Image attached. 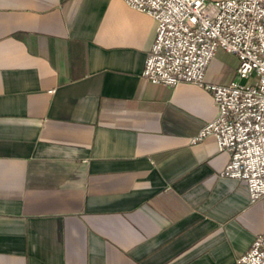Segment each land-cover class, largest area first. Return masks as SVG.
I'll return each mask as SVG.
<instances>
[{
    "label": "crops",
    "instance_id": "crops-1",
    "mask_svg": "<svg viewBox=\"0 0 264 264\" xmlns=\"http://www.w3.org/2000/svg\"><path fill=\"white\" fill-rule=\"evenodd\" d=\"M155 27L124 0H0V264H236L264 232L229 151L190 141L211 91L142 76Z\"/></svg>",
    "mask_w": 264,
    "mask_h": 264
},
{
    "label": "built area",
    "instance_id": "built-area-1",
    "mask_svg": "<svg viewBox=\"0 0 264 264\" xmlns=\"http://www.w3.org/2000/svg\"><path fill=\"white\" fill-rule=\"evenodd\" d=\"M124 2L156 21L142 76L168 85L194 82L211 91L216 113L190 141L212 136L218 150L230 153L219 174L242 180L251 200L264 202V0ZM220 48L238 57L237 76L207 82V66ZM235 263L264 264V232Z\"/></svg>",
    "mask_w": 264,
    "mask_h": 264
},
{
    "label": "rangeland",
    "instance_id": "rangeland-1",
    "mask_svg": "<svg viewBox=\"0 0 264 264\" xmlns=\"http://www.w3.org/2000/svg\"><path fill=\"white\" fill-rule=\"evenodd\" d=\"M238 64L239 59L235 54L220 48L212 57L208 66V75H210L213 82L227 83L236 78ZM241 81L244 82L245 78H242Z\"/></svg>",
    "mask_w": 264,
    "mask_h": 264
}]
</instances>
